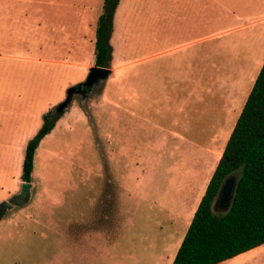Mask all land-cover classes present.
Segmentation results:
<instances>
[{
  "label": "rangeland",
  "instance_id": "1",
  "mask_svg": "<svg viewBox=\"0 0 264 264\" xmlns=\"http://www.w3.org/2000/svg\"><path fill=\"white\" fill-rule=\"evenodd\" d=\"M102 6L0 0V264H171L176 251L165 248L181 244L196 202L179 190L217 164L262 66L264 0H120L112 74L73 96L22 182L43 116L95 66ZM136 50L202 54V87L175 88L172 101L156 87L129 116L119 96L135 102L123 79Z\"/></svg>",
  "mask_w": 264,
  "mask_h": 264
},
{
  "label": "trees",
  "instance_id": "2",
  "mask_svg": "<svg viewBox=\"0 0 264 264\" xmlns=\"http://www.w3.org/2000/svg\"><path fill=\"white\" fill-rule=\"evenodd\" d=\"M120 0H103L95 28V66L109 68L113 18ZM59 117L43 116L39 133L28 142L21 181L30 183L39 142ZM234 177L236 189L226 212L212 210L222 182ZM6 208L0 205V221ZM264 244V60L242 110L193 214L171 264H219Z\"/></svg>",
  "mask_w": 264,
  "mask_h": 264
},
{
  "label": "crops",
  "instance_id": "3",
  "mask_svg": "<svg viewBox=\"0 0 264 264\" xmlns=\"http://www.w3.org/2000/svg\"><path fill=\"white\" fill-rule=\"evenodd\" d=\"M136 52V55L138 56H136L135 59H129L124 65L126 68L135 67V71L123 79L125 84L133 85L135 87V102H132L133 100L131 98L133 97L128 96L127 94L122 93V95L120 94L119 96L122 103L120 110L129 116H135L138 112H141L144 109L146 102H151L150 95L156 87L168 88L169 91H171V93H169L170 96L165 98L167 101H172L173 96H175V92L173 91L175 88H180L181 90V87L186 84L189 87L193 86L194 89L202 87V54H199L198 56L195 54L187 55L190 57H185V59L183 58L181 61H176L174 56H169L172 53L168 51L149 53L143 52L142 50H136ZM120 68H123V66H120ZM131 102L135 104V108L129 105ZM215 166L211 170H208L206 166L202 171V182L199 177L198 181L197 177H194V179H192L193 177H189L186 184L183 185L180 190L178 189L180 192H183V194L189 193V195H193V199L196 200L195 205L190 212L191 216L189 217L191 218H188V225L190 224L200 199L205 192ZM183 206H185L184 203L176 202L173 208L182 210ZM183 211L186 212L188 210L184 209ZM179 246L169 245L165 249L166 251L171 252L175 250L177 252ZM165 257L166 255H161L160 259L164 260ZM166 259L168 260L169 257L167 256ZM172 261L173 260H171V263ZM227 262H231V264H264V244L219 264H226Z\"/></svg>",
  "mask_w": 264,
  "mask_h": 264
},
{
  "label": "water",
  "instance_id": "4",
  "mask_svg": "<svg viewBox=\"0 0 264 264\" xmlns=\"http://www.w3.org/2000/svg\"><path fill=\"white\" fill-rule=\"evenodd\" d=\"M111 73L112 71L110 68H102L97 66L90 68L85 82L76 85L74 87H71L67 91L66 101L64 103H61L55 109L56 116L61 115L63 111L69 107L70 102L75 94H79L80 96L85 97L87 94H89L92 91L94 85H96L99 81L106 79L108 76L111 75ZM82 86L86 87L85 91L81 90ZM235 189H236L235 178L234 177L226 178L222 182L217 192V195L213 201L212 210L213 211L216 210L218 203L221 202L223 206V210L221 212H226L231 206L235 194Z\"/></svg>",
  "mask_w": 264,
  "mask_h": 264
},
{
  "label": "flooded vegetation",
  "instance_id": "5",
  "mask_svg": "<svg viewBox=\"0 0 264 264\" xmlns=\"http://www.w3.org/2000/svg\"><path fill=\"white\" fill-rule=\"evenodd\" d=\"M83 83H84V82H83ZM80 84H82V83H80ZM78 85H79V84H78ZM95 86H96V85H94L93 88H94ZM93 88H92V89H93ZM81 90H82V91H85V90H86V87L82 86V87H81ZM217 208H223L221 202L218 203Z\"/></svg>",
  "mask_w": 264,
  "mask_h": 264
}]
</instances>
